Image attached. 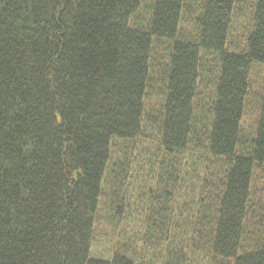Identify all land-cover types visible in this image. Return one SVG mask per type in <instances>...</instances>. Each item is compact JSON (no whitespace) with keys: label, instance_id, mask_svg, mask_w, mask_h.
Segmentation results:
<instances>
[{"label":"trees","instance_id":"trees-1","mask_svg":"<svg viewBox=\"0 0 264 264\" xmlns=\"http://www.w3.org/2000/svg\"><path fill=\"white\" fill-rule=\"evenodd\" d=\"M255 65L264 0H0V264H264Z\"/></svg>","mask_w":264,"mask_h":264},{"label":"rangeland","instance_id":"rangeland-1","mask_svg":"<svg viewBox=\"0 0 264 264\" xmlns=\"http://www.w3.org/2000/svg\"><path fill=\"white\" fill-rule=\"evenodd\" d=\"M241 51H242V44L237 43L234 45V47L231 48L230 52L240 53ZM249 81H250V90H249L247 99H248V97H250V99L253 98V102L250 106L246 105V107H245V114H244V118H243V127L245 125L246 129H248L249 127H251L253 125V122L255 120L254 117H256V116L259 117L258 114H259L260 110H259V108L257 109L256 104H257V99H258L257 96L260 93V87H262V82L264 81V66H261V65L253 66L251 69V72H250ZM247 99H246V104H247ZM145 145H143L145 148V152L149 154V150L147 147L149 145V143H147ZM139 147H141V146H139ZM134 157H136L137 163L133 168L132 175H131L132 177H131V180L129 181V184H128L127 198H129L131 195H134L135 193L140 195V193L142 191L141 186H142L143 182H147V183L149 182L150 183L148 174H146V172L141 173L142 169L143 170L146 169L145 171H148V168L144 164L150 165V163H151L150 160H147L146 157L143 156L138 151L134 154ZM258 172H261V170L258 169ZM130 205H131V203H130ZM130 211L137 212V209L133 208V209H130L129 212ZM137 222L138 221L136 220V215H132L130 217V223L126 224L124 221L122 226H120L124 230L121 231V228H120L118 233L120 234V232H122L124 234H127L128 237H130L136 231L135 229L137 226ZM98 242L99 243L97 245V249H94L95 253L100 254L101 256L107 255L108 252L111 251V248H112L110 238L100 236V237H98Z\"/></svg>","mask_w":264,"mask_h":264}]
</instances>
